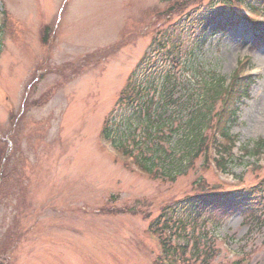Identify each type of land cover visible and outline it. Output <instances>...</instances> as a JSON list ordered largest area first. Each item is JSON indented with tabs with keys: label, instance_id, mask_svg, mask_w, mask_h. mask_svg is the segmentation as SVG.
I'll return each mask as SVG.
<instances>
[{
	"label": "rangeland",
	"instance_id": "1",
	"mask_svg": "<svg viewBox=\"0 0 264 264\" xmlns=\"http://www.w3.org/2000/svg\"><path fill=\"white\" fill-rule=\"evenodd\" d=\"M200 1L0 0V264H264V204L198 210L185 250L164 248L149 227L198 184L226 190L264 177V152L248 151L264 140V28L220 16L192 60L198 70L177 67L197 87L213 73L230 79L251 58L258 75L230 128L238 140L231 167L200 158L174 180L155 177L101 134L157 28L193 46L199 28L188 12ZM261 12L250 17L264 20Z\"/></svg>",
	"mask_w": 264,
	"mask_h": 264
},
{
	"label": "trees",
	"instance_id": "2",
	"mask_svg": "<svg viewBox=\"0 0 264 264\" xmlns=\"http://www.w3.org/2000/svg\"><path fill=\"white\" fill-rule=\"evenodd\" d=\"M232 1L201 0L204 7L193 8L188 13L189 21L194 20L191 28L195 23L199 28V35L192 40L189 51L182 47L181 35L174 28H157L119 94L117 109L105 120L102 135L112 139L117 148L155 177L174 180L178 174L187 173L196 160L209 161L215 129L236 117L238 102L250 95L254 79L252 75H243L240 69L230 79L218 73H213L211 78L205 76L197 87H192L181 77L182 70L177 69L186 62L188 67L198 70L192 60L200 54L208 28L216 29L221 25L216 18L230 16ZM182 86L190 88L188 96L181 95ZM195 95L199 96V104L190 106ZM174 119L179 120L177 126ZM183 126L187 129L185 134L174 139ZM209 127L213 129L212 135L207 133ZM214 145L221 159L230 154L226 144L216 142ZM251 150H264V140H258L248 151ZM198 186L195 192L164 204L150 221V229L159 235L165 248L167 243L179 250L190 245L193 233L187 226L197 222V211L204 207L264 204V177L246 189L214 191ZM177 235L185 236L186 240L174 244L172 240Z\"/></svg>",
	"mask_w": 264,
	"mask_h": 264
}]
</instances>
